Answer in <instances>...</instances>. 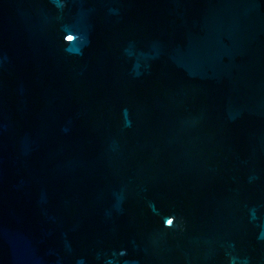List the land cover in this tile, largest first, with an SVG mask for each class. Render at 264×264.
<instances>
[{"label":"water","instance_id":"water-1","mask_svg":"<svg viewBox=\"0 0 264 264\" xmlns=\"http://www.w3.org/2000/svg\"><path fill=\"white\" fill-rule=\"evenodd\" d=\"M0 264H264V0H0Z\"/></svg>","mask_w":264,"mask_h":264}]
</instances>
